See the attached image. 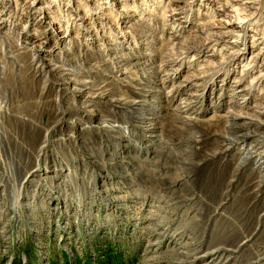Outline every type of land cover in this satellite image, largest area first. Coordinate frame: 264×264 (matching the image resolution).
I'll return each instance as SVG.
<instances>
[{
    "label": "rangeland",
    "instance_id": "374dc122",
    "mask_svg": "<svg viewBox=\"0 0 264 264\" xmlns=\"http://www.w3.org/2000/svg\"><path fill=\"white\" fill-rule=\"evenodd\" d=\"M245 2L0 0V264L258 262L264 182L233 160L264 163V126L222 139L228 112L264 121V0Z\"/></svg>",
    "mask_w": 264,
    "mask_h": 264
},
{
    "label": "bare ground",
    "instance_id": "6f19581e",
    "mask_svg": "<svg viewBox=\"0 0 264 264\" xmlns=\"http://www.w3.org/2000/svg\"><path fill=\"white\" fill-rule=\"evenodd\" d=\"M241 1H246L245 3H255L256 0H241ZM45 13H47V12H45ZM5 21L4 20L3 21L0 20V31L5 28ZM228 25H230V24L226 23V26H228ZM174 54H176L174 51H170V52L165 53L164 56H161L162 57L161 58V66L168 67L172 63V60L175 58ZM262 77H264V73H260L258 78L260 79ZM175 79H176V74H173V73L168 74V80L169 81H174ZM162 81L164 82V84H166L165 80L162 79ZM192 81L193 80H191L190 78L187 79L188 83H190ZM183 87L184 86H181V88H182L181 91L184 92L186 87L185 88H183ZM172 96H175V95H172ZM189 96H190V98H184L183 101H180V103L174 109L176 111V114H177L178 118L189 120V117H187V116L188 115L190 116V114L194 113V112H192V111H194L193 110V108H194L193 107V102L198 100V96H196V94H192V93L189 94ZM135 103L136 102H132L131 104H127V105H134ZM256 111H257V113L259 115H263L264 114V105H256ZM230 113L231 114H229V112H228L226 114V116H225L226 119H227V122H228V127H227L228 131L227 132H230V133L229 134L226 133V134H224L225 136L222 137V139L225 140V142L228 143V145L233 147V146L238 145V143L242 142L248 136H256V135L259 136V134L256 133V132L243 133L245 130H241L239 128L234 129L233 127H235V124L232 123V120H234V118H236V117L237 118L245 117V118H248L252 122H256L258 127H263L264 126V121H262L259 117L251 118L249 116H244L241 113H236L234 111H232ZM225 117H222V118H225ZM256 150L258 151V149H256ZM256 152L252 153L250 151V149L245 154L243 152H241L239 157L235 158L233 160L234 162L237 163V170L242 168L243 165L248 160H251V161H253L254 159L258 160L259 154H258V152L257 153ZM257 160H255L256 162L254 163L256 165V169L254 170L253 174L258 173L260 175V178H261L262 182H264V174H262V169L264 168V163L262 161L259 162V160L258 161ZM256 264H264V254H263V256H261L259 258V260H258V262H256Z\"/></svg>",
    "mask_w": 264,
    "mask_h": 264
}]
</instances>
